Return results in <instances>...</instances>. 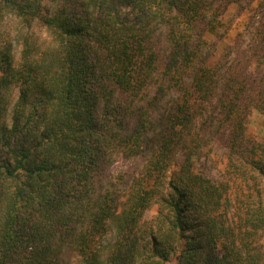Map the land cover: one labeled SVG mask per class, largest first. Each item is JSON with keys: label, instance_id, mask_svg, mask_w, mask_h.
<instances>
[{"label": "trees", "instance_id": "16d2710c", "mask_svg": "<svg viewBox=\"0 0 264 264\" xmlns=\"http://www.w3.org/2000/svg\"><path fill=\"white\" fill-rule=\"evenodd\" d=\"M172 259L264 264V0H0V264Z\"/></svg>", "mask_w": 264, "mask_h": 264}, {"label": "rangeland", "instance_id": "374dc122", "mask_svg": "<svg viewBox=\"0 0 264 264\" xmlns=\"http://www.w3.org/2000/svg\"><path fill=\"white\" fill-rule=\"evenodd\" d=\"M249 9L247 8L238 9L237 11L234 12L233 15L229 16V18L227 19V26L231 32V39L234 37V35L237 32L242 31L244 20L249 13ZM1 32L4 36L8 35L10 36V38L16 39L17 33H18L16 22L11 18H7L2 24ZM16 52H17V49H16ZM260 128L261 129L263 128L262 119L261 117L254 115L251 119L250 130L251 132L256 133L258 132ZM129 165L131 164L129 163ZM132 165L135 166V164H132ZM127 167H128V164L123 161L116 162L110 167L108 171V177L110 178L116 177L117 175L121 174L124 170H126ZM205 167L210 172V174L215 175L220 170L219 168L221 167L220 158L218 156L214 157L209 162L205 163ZM155 210H156L155 208H152L150 211H148L146 214V217L150 218L151 215L155 213ZM63 264H66V263L63 262ZM165 264H176V261L172 259L170 262L165 263Z\"/></svg>", "mask_w": 264, "mask_h": 264}]
</instances>
